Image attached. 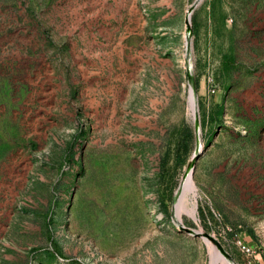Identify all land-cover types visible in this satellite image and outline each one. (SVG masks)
Segmentation results:
<instances>
[{"label": "rangeland", "instance_id": "rangeland-1", "mask_svg": "<svg viewBox=\"0 0 264 264\" xmlns=\"http://www.w3.org/2000/svg\"><path fill=\"white\" fill-rule=\"evenodd\" d=\"M201 231L264 264V0H0V264H209Z\"/></svg>", "mask_w": 264, "mask_h": 264}, {"label": "bare ground", "instance_id": "bare-ground-1", "mask_svg": "<svg viewBox=\"0 0 264 264\" xmlns=\"http://www.w3.org/2000/svg\"><path fill=\"white\" fill-rule=\"evenodd\" d=\"M189 15H187V20L189 21ZM186 46L188 49L190 46V30L186 33ZM189 111L192 117L197 120V108L195 97L192 92H190L189 96ZM194 121V120H193ZM198 128V125H196ZM199 133V129L197 130ZM192 171V170H190ZM195 185L193 182L191 172L187 171L185 176L182 179V182L178 188V191L175 195V199L173 202V215L176 220L178 226L182 227V216L185 215L193 220L195 223H198L197 213H196V205H195ZM198 234V232H195ZM201 235V239H203L204 243L209 249L210 252V263L209 264H235L232 258L224 252L219 244L213 241V239H208L202 231L199 232ZM200 238V237H199Z\"/></svg>", "mask_w": 264, "mask_h": 264}, {"label": "water", "instance_id": "water-1", "mask_svg": "<svg viewBox=\"0 0 264 264\" xmlns=\"http://www.w3.org/2000/svg\"><path fill=\"white\" fill-rule=\"evenodd\" d=\"M189 22H190V15H189ZM197 125H198V122H197Z\"/></svg>", "mask_w": 264, "mask_h": 264}, {"label": "built area", "instance_id": "built-area-1", "mask_svg": "<svg viewBox=\"0 0 264 264\" xmlns=\"http://www.w3.org/2000/svg\"><path fill=\"white\" fill-rule=\"evenodd\" d=\"M243 248V250H245V247H242Z\"/></svg>", "mask_w": 264, "mask_h": 264}]
</instances>
